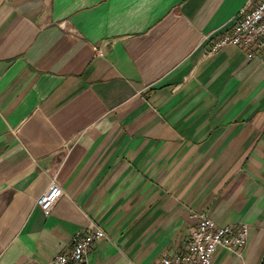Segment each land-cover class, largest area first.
Masks as SVG:
<instances>
[{
  "label": "crops",
  "instance_id": "crops-1",
  "mask_svg": "<svg viewBox=\"0 0 264 264\" xmlns=\"http://www.w3.org/2000/svg\"><path fill=\"white\" fill-rule=\"evenodd\" d=\"M248 1L0 0V264L90 222L91 264H154L201 213L250 226L211 264L263 263L264 54L211 53Z\"/></svg>",
  "mask_w": 264,
  "mask_h": 264
},
{
  "label": "built area",
  "instance_id": "built-area-1",
  "mask_svg": "<svg viewBox=\"0 0 264 264\" xmlns=\"http://www.w3.org/2000/svg\"><path fill=\"white\" fill-rule=\"evenodd\" d=\"M250 7L242 8L233 27L220 35L211 46V53L220 48L235 44L246 49L249 56L264 54V0H249ZM63 194L62 187L55 181L38 198L41 209L48 213ZM106 232L96 222H90L85 229L76 231L72 237V247L53 258L24 260L19 264H91L92 245ZM250 235L248 223L219 225L210 215L199 214V219L190 233L186 248L175 254L164 253L154 264H211L218 247L226 248L242 255Z\"/></svg>",
  "mask_w": 264,
  "mask_h": 264
},
{
  "label": "trees",
  "instance_id": "trees-1",
  "mask_svg": "<svg viewBox=\"0 0 264 264\" xmlns=\"http://www.w3.org/2000/svg\"><path fill=\"white\" fill-rule=\"evenodd\" d=\"M262 264H264V261H263V263Z\"/></svg>",
  "mask_w": 264,
  "mask_h": 264
}]
</instances>
